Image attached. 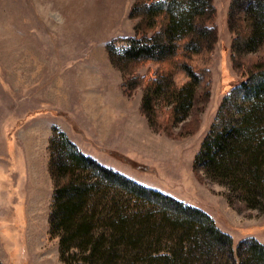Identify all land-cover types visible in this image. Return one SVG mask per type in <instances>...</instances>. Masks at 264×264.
<instances>
[{
    "label": "rangeland",
    "instance_id": "obj_1",
    "mask_svg": "<svg viewBox=\"0 0 264 264\" xmlns=\"http://www.w3.org/2000/svg\"><path fill=\"white\" fill-rule=\"evenodd\" d=\"M133 1L0 0L1 264H66L49 223L56 185L50 158L59 159L53 127L102 166L202 209L233 246L264 243V211L230 203L223 183L193 168L218 103L243 76L231 61L230 0H213L209 97L193 128L183 121L151 126L139 110L140 87L123 91L107 45L126 46Z\"/></svg>",
    "mask_w": 264,
    "mask_h": 264
},
{
    "label": "trees",
    "instance_id": "obj_2",
    "mask_svg": "<svg viewBox=\"0 0 264 264\" xmlns=\"http://www.w3.org/2000/svg\"><path fill=\"white\" fill-rule=\"evenodd\" d=\"M214 15L213 0H134L126 46L107 45L123 91L140 87L139 110L151 126L198 125L209 97ZM228 22L232 65L243 76L218 103L193 168L223 183L230 203L264 211V0H230ZM50 142L59 156L50 158V233L59 235L66 264L71 257L77 264H264V243L233 246L202 209L102 166L55 127Z\"/></svg>",
    "mask_w": 264,
    "mask_h": 264
}]
</instances>
